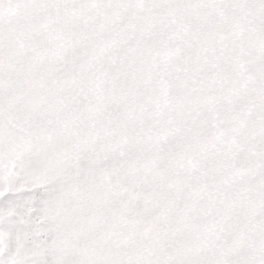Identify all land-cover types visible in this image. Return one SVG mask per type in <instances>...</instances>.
<instances>
[{
	"label": "snow or ice",
	"instance_id": "obj_1",
	"mask_svg": "<svg viewBox=\"0 0 264 264\" xmlns=\"http://www.w3.org/2000/svg\"><path fill=\"white\" fill-rule=\"evenodd\" d=\"M0 264H264V0H0Z\"/></svg>",
	"mask_w": 264,
	"mask_h": 264
}]
</instances>
